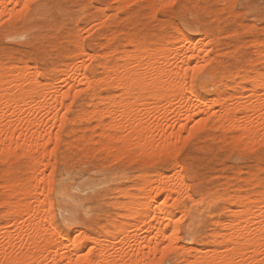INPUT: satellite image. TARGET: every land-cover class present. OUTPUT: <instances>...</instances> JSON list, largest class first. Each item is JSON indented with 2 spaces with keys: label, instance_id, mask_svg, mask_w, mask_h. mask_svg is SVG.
<instances>
[{
  "label": "bare ground",
  "instance_id": "6f19581e",
  "mask_svg": "<svg viewBox=\"0 0 264 264\" xmlns=\"http://www.w3.org/2000/svg\"><path fill=\"white\" fill-rule=\"evenodd\" d=\"M159 1L161 5L166 2ZM26 2L0 0V17H13L19 13L17 6L23 3L24 7ZM176 35L174 40L160 39L152 45L126 33V42L133 48H114L101 53L103 56L88 53L79 41L70 62L55 68L47 82L40 80L41 72L28 65L0 61V157L12 158V164L17 157L24 158L26 164L24 178L15 176V166L7 167L4 173L0 214L8 222L0 227V264H157L158 259H166L179 249L185 264H264V184L248 181V185L257 186L253 192L238 186L226 194L202 195L200 201H224L225 217L216 220L207 241H199L195 227L187 224L194 208L191 203L196 201L192 184L175 163L168 172L141 174L134 193L123 191L125 200L119 208L124 212L117 213L121 220H114L101 235L81 230L83 236L79 232V237L72 238L54 223L46 176L49 171L44 169L53 153L49 145L56 146L61 139L59 130H53L68 119L59 110L69 107L65 101L72 91L75 95L87 92V105L94 110L80 111L78 120L90 117L98 121L96 141L106 152L124 155L137 148L148 158L174 155L180 148L177 144L188 134L210 124L224 138L231 133L234 143L246 151L254 143L263 144L264 71L253 66L232 74L225 83L232 92L211 101L200 95L194 84L205 72L210 40L204 38L206 34L194 38L177 31ZM256 50V61L264 66V46ZM86 56L89 60L102 56L97 59L102 76L90 75ZM108 88L115 92L102 95L100 91ZM215 103L220 108L211 111ZM88 139L92 141L93 135ZM183 231L194 246L179 245ZM86 246L90 247L85 253Z\"/></svg>",
  "mask_w": 264,
  "mask_h": 264
},
{
  "label": "rangeland",
  "instance_id": "374dc122",
  "mask_svg": "<svg viewBox=\"0 0 264 264\" xmlns=\"http://www.w3.org/2000/svg\"><path fill=\"white\" fill-rule=\"evenodd\" d=\"M26 1L29 9L21 3L22 7L18 5L20 11L18 6L16 8L19 13L13 17H0V61L10 59L16 64L28 65L43 74L40 77L42 82L51 79L55 68L70 62V55L76 50L79 41L88 53L94 55L105 54L114 48L132 49V45L126 42V33L152 45L160 39H176L177 31L194 38L206 34L204 38L210 40L207 46H210V50L207 49L209 61L203 77L195 80L194 84L196 91L210 100L232 92L225 86V83L230 82L232 74L253 66L264 71V66L256 61L255 53L259 45L264 46V0H175L174 4L166 0L164 6L159 0ZM102 56L91 60L85 57V60H89L85 62L90 65V75L96 78L102 76L97 67V59ZM115 57L111 59L114 61ZM73 92L71 99L69 96L65 101L67 105L69 102V107L64 106L59 110L61 114L64 111L63 115L68 119L66 123L61 125L59 122L54 127L53 133L59 130L61 139L56 146L54 143L49 145V150L53 147V153L47 160L48 168L44 169L49 171L45 175L50 180L48 195L54 223L60 232L69 233L72 238L74 235L75 238L79 237V232L81 235L85 232L92 236L103 234L114 220H121L117 213L124 212L119 208V203L125 200L123 191L134 193L142 175L168 172L174 163L179 165L178 169H182L187 181L192 184L196 201L191 203L194 208L187 224L189 228L195 227L199 241H207L215 230L216 220L225 217L224 201H200L202 195L226 194L238 186H246L248 192H253L257 186L248 185V181L253 183L258 180L259 184H264V142L254 143L246 151V148L234 143L231 133H227L224 138L212 124L191 134L187 133L188 136L184 133V137H187L184 142L181 141L182 144H177H180V148L175 149L174 155L148 158L137 148L124 155L118 151L110 153L99 149L96 141L99 135L95 134L100 131L96 125L98 121L90 117H87L90 121L87 118L78 120L77 116L82 110H94L91 105H87L89 96L87 92L79 95ZM100 92L105 96L115 91L108 88ZM213 105L211 111L220 108L218 103ZM91 135L95 140H92L93 144L88 141ZM116 154L121 158L115 157ZM0 158L1 201L5 193L6 168L15 166V176L24 178L26 164L24 158L17 157L14 159L15 164H12V158ZM7 222V217L0 214V227L3 228ZM181 244L191 247L195 242L183 231L179 240ZM88 247H84L83 252L88 251ZM180 251L169 254L166 259H158L157 264H185Z\"/></svg>",
  "mask_w": 264,
  "mask_h": 264
},
{
  "label": "snow or ice",
  "instance_id": "6c2138e0",
  "mask_svg": "<svg viewBox=\"0 0 264 264\" xmlns=\"http://www.w3.org/2000/svg\"><path fill=\"white\" fill-rule=\"evenodd\" d=\"M171 3H173V4H174V3H175V0H171ZM24 7H25V8H27V7H28V3H27V2L25 3ZM165 251H168V250L166 249Z\"/></svg>",
  "mask_w": 264,
  "mask_h": 264
}]
</instances>
